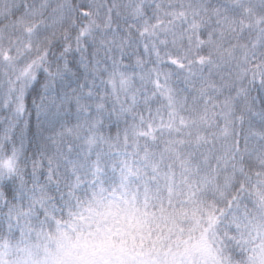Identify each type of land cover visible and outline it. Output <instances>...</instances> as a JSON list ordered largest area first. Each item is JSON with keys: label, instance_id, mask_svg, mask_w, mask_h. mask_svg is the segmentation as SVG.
<instances>
[{"label": "trees", "instance_id": "trees-1", "mask_svg": "<svg viewBox=\"0 0 264 264\" xmlns=\"http://www.w3.org/2000/svg\"><path fill=\"white\" fill-rule=\"evenodd\" d=\"M157 2L168 29L159 37L167 41L166 48L160 46L161 55L211 56L213 76L220 82L221 75L224 81L235 78L246 60L252 68L264 53V12L250 7L259 0ZM227 5L234 7L225 11ZM214 7H221L224 15L217 17ZM197 30L205 34V45L194 49ZM20 39L0 28V47L19 48L15 41ZM153 63L133 67L115 80L121 99H129L125 115L113 122L111 131L105 128L99 134V142L74 154L59 180L60 190L44 194L48 200L55 195V200L47 207L37 205L41 211L21 221L23 236L21 228L13 233L5 225L0 230V264H24L27 259L49 264V249L76 239L84 240L83 249L104 250L106 256L110 250L129 251L134 257L136 250H153L156 261L174 264L171 250H186L187 264H264V171L255 156L243 163L232 157L224 109L227 90L218 100L201 99L173 77L169 99L163 81L157 90L148 78ZM251 94L256 96L255 88ZM23 125L31 130V146H41L48 134L46 118L30 107ZM80 216L91 219L85 231H68ZM114 225L119 231L107 237L106 228ZM42 252L44 261L38 259Z\"/></svg>", "mask_w": 264, "mask_h": 264}, {"label": "snow or ice", "instance_id": "snow-or-ice-1", "mask_svg": "<svg viewBox=\"0 0 264 264\" xmlns=\"http://www.w3.org/2000/svg\"><path fill=\"white\" fill-rule=\"evenodd\" d=\"M196 7L209 11L207 5ZM250 7L264 12V0ZM161 8L157 0H0V28L21 38L15 41L19 48L0 47V230L21 228L23 236L21 221L39 213L37 205L47 207L55 200L44 194L60 190L74 154L99 142V134L111 131L125 115L129 99H121L115 80L146 63L154 62L148 78L157 90L163 81L169 99L173 77L201 99L218 100L227 90L232 157L243 163L255 156L264 171V53L252 68L246 60L235 78L224 81L221 75L218 82L211 56L161 55L167 41L159 37L168 31ZM211 12L224 15L221 7ZM212 35L209 28V42ZM195 38L194 49L205 45L204 33L197 30ZM30 107L48 124V134L35 148L31 130L23 125Z\"/></svg>", "mask_w": 264, "mask_h": 264}, {"label": "rangeland", "instance_id": "rangeland-1", "mask_svg": "<svg viewBox=\"0 0 264 264\" xmlns=\"http://www.w3.org/2000/svg\"><path fill=\"white\" fill-rule=\"evenodd\" d=\"M83 222L84 219H77L75 220L73 226L78 227L79 225H81L76 229L80 230L83 228ZM83 241L84 240L82 239H76L73 241V243L70 244L56 243L55 246L50 249L53 256H51V261L49 264H146L138 257H129V255L127 256V254L131 253L129 251L124 252L122 250H110L109 256H106V252L104 250H85L83 249V247L85 246V243H83ZM149 251L151 250H144L142 255H148ZM44 259L45 257L41 258L40 261H44ZM24 264L43 263H34L32 261H28L27 259ZM149 264L164 263H158L154 261Z\"/></svg>", "mask_w": 264, "mask_h": 264}]
</instances>
